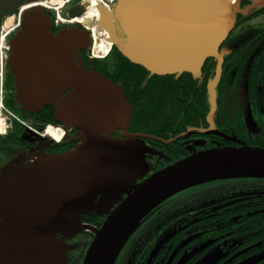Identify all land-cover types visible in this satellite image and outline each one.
Returning <instances> with one entry per match:
<instances>
[{
  "label": "water",
  "instance_id": "95a60500",
  "mask_svg": "<svg viewBox=\"0 0 264 264\" xmlns=\"http://www.w3.org/2000/svg\"><path fill=\"white\" fill-rule=\"evenodd\" d=\"M33 1L0 0V16ZM238 4L118 0L111 41L125 59L152 76L188 73L199 79L206 61L215 59L216 75L208 85L214 115L223 64L220 47L237 17L258 9ZM84 25L92 27L88 17ZM90 42L80 25L54 34L51 19L39 8L25 14L11 41L8 65L21 109L36 114L53 106L55 120L79 131L80 138L68 155L40 154L11 175L6 174L9 167L3 172L0 264H68L62 239L84 231L95 237L83 264H115L143 220L167 199L217 181L264 180V148L258 147L202 151L146 178L145 140L157 139L128 134L133 108L121 88L78 68L76 52ZM119 129L123 138L114 137ZM90 214L106 217L100 228L82 223V216ZM215 263L211 259L204 264Z\"/></svg>",
  "mask_w": 264,
  "mask_h": 264
},
{
  "label": "flooded vegetation",
  "instance_id": "af4514ba",
  "mask_svg": "<svg viewBox=\"0 0 264 264\" xmlns=\"http://www.w3.org/2000/svg\"><path fill=\"white\" fill-rule=\"evenodd\" d=\"M234 1L237 2V0ZM239 3L244 8L251 4V0H240ZM33 6V4H25L22 10L27 13ZM107 10V13L96 10L94 14L87 17L94 20L97 18V23L104 25L103 28L109 33L110 23L106 19L111 8ZM1 19L0 16V172L9 167L6 174L11 175L18 168L33 162L38 154L68 155L77 145V131L56 122L53 107H48L46 114L42 111L31 115L21 110L16 98L15 78L6 61ZM239 19L244 20L243 16H239L238 21ZM252 21L254 20L245 23L247 25L244 28H249L240 33L235 41L239 46L240 43L243 44L239 48L242 50L228 57L243 60L237 69V74H233L234 82L231 83V88H235L238 92L234 97L235 101L227 100V95L225 98L219 96V101H215L213 115L212 103L209 99L205 103V112L204 108L202 112L201 104L191 100L193 117L190 123L193 125L175 134V131L186 121L182 122L177 116H173L169 123L171 126L168 128L173 130L168 131V137L164 139L160 138V126L157 128L146 126V131L152 132L147 133L134 131L130 122L127 128L128 134L149 136L164 142L146 140V160L150 166L151 175L188 156L210 149L264 148V85L260 77L264 75V49L256 50V47H253L249 51H244L245 47L251 48L255 44V41L251 42L255 36L246 40L247 36L255 30L251 24ZM69 23L77 24L72 20ZM55 29L54 27V32L59 30ZM92 31L96 36V29ZM259 41H264V36H261ZM102 42L106 46L109 44V42L106 44V39ZM84 61V52H77L76 64L79 69L83 68L82 66L85 67ZM228 62L229 60L223 62V66H228ZM148 77L152 78L151 75ZM108 78L111 80L113 73ZM119 85L121 86L122 83ZM246 96L249 99H245ZM181 101L185 100H178L179 103ZM128 102L135 110L137 104L129 100ZM230 104H233L232 108ZM167 108L174 109V103L169 102ZM202 115H204L203 118ZM21 121L28 126L26 127ZM48 126L54 130L65 131V138L60 143L51 140L44 132ZM62 130H58L61 135H63ZM115 133L114 137L122 138L125 132L119 129ZM168 155L176 160H169L167 164H164V156ZM177 157L180 158L177 159ZM258 183L264 185V180H258ZM236 185L238 187L224 181H217L190 188L171 197L152 213L132 236L121 252L117 264H128L133 257H136L135 264H197L209 255H213L215 264H245L247 262L264 264V258H261L264 257V228L258 232L247 230L245 233L242 228L236 229L228 225L226 231H221L216 223V220L220 218L237 220L243 215L239 209L247 203L255 202L250 197L242 198V195L252 193L256 187H248L246 184L247 186L236 189L240 187L239 184ZM258 204L264 205V199L260 201L259 197ZM64 241L66 245L67 240Z\"/></svg>",
  "mask_w": 264,
  "mask_h": 264
},
{
  "label": "trees",
  "instance_id": "16d2710c",
  "mask_svg": "<svg viewBox=\"0 0 264 264\" xmlns=\"http://www.w3.org/2000/svg\"><path fill=\"white\" fill-rule=\"evenodd\" d=\"M239 16L242 17V15ZM109 58L110 63L112 62V67L100 68L97 65L96 69L105 75H107L110 69H112L113 78H111V82L115 85L122 83L123 86L121 85V87L126 99L132 103L135 102L134 104H137L131 119V126L134 131H146V126L152 128H157L160 126V138L164 139L168 137L167 132L173 130H168V128L171 126L169 123L173 116H177L182 122L186 121V123H183V125L177 131H175V134L183 131L185 127L193 125L190 123L192 120L191 118L193 117V106L190 103L191 100H193L195 103L201 104L202 112L203 108L205 112L208 86L206 88V84L202 82V80L194 79V76L188 73H183L177 77L154 76L149 78V74L144 68L131 64L120 54V52L117 51L116 48L113 49V53ZM85 61L86 67H88V61L86 59ZM93 62L94 61H92V63ZM207 63H209V60L205 63L201 73H205ZM144 80H147V82H144ZM130 93L132 95L131 97ZM179 99L185 101H181L179 103ZM169 102L174 103V109L167 108ZM47 110L48 108H45L43 113L46 114ZM202 112H199V114H202ZM203 116L204 115L201 117L203 118ZM146 132L152 133L148 131ZM178 158L180 157H177V159ZM224 182L234 186L239 184L240 187L236 189H241L244 186H247L246 184H248V187H257L258 185H261L258 183V180L252 179L226 180ZM255 204V202L247 203L243 208H240L239 210L243 215L237 220L231 219L229 217L230 219H228V221H231L232 223L229 226H232V228L234 227L236 229L242 228L245 233L247 230H251L252 232L262 231L263 227L259 224L260 221L258 219L260 217L262 218L263 216L258 215L264 212V208H258V205ZM94 219L99 221L102 220L98 219L97 217Z\"/></svg>",
  "mask_w": 264,
  "mask_h": 264
},
{
  "label": "rangeland",
  "instance_id": "374dc122",
  "mask_svg": "<svg viewBox=\"0 0 264 264\" xmlns=\"http://www.w3.org/2000/svg\"><path fill=\"white\" fill-rule=\"evenodd\" d=\"M238 1H240V0H238ZM263 1L264 0H251V4L248 7L253 6V7H256V8L258 7V9L254 10L253 12L249 13L248 15L243 16L244 20H241V21H240V19H239V21L237 20L234 30L230 33V35L228 36V38L225 41V43L221 46V49H220L219 53L222 54V56H223V62L228 61V60H229V62H228V66L227 65L223 66V64H222V77L220 79L219 86L217 87V98H216V101L217 100L219 101V99H218L219 96H220V98H222V96H224V98H225L226 95H227V97H226L227 100L235 101L234 97H236L238 92H237V90H235V88H231V85H232L231 83L234 82L233 74L234 75L237 74V69L240 67L239 65L243 63V60H241L240 58L237 59V58H228V57L231 54L235 53L236 51H241L242 50V49H239V48H240V46H243V44L240 43V46H239L238 42L236 43L235 41H236V39H237V37L239 36L240 33H242L244 30L249 28V27L244 28L247 25L245 23L248 22L249 20H254V21L251 22V24L253 25V27H255L254 28L255 30L253 31V33H251L249 36H247L246 40H249V39H251V38H253L255 36V39L253 41H251L252 43L255 41V44H254V46H251V48H248V46L245 47L244 51H249L253 47H256V50L264 49V41H259V38L261 36H264V5H261V2H263ZM104 2H106L107 4H102V3L98 2V0H91V2L89 1L87 16L90 17V15L94 14V12L96 10H99V11H101L103 13H107V11H108L107 8H110L111 6H110V3H108L109 0H104ZM238 6L240 8H242L240 3L238 4ZM260 7H263V8L261 9ZM72 8H69V6L67 4L66 6L62 7L60 9V11H58V12L60 13V15L64 16V18H65L66 15L73 13V12H71V11H73ZM53 13H56V12L53 11ZM52 15L54 17L56 16L55 14H52ZM75 21L78 22V23H83V20L80 19V18L79 19H75ZM103 45L101 46V48L103 47ZM104 46H106V45H104ZM104 51H105V48H104ZM253 51H254V49H253ZM106 60L107 59L95 60L93 62L95 65L93 63L91 65L92 70L96 71L97 70L96 69L97 65L100 68L112 67V62L110 63V61H109L110 58L107 61ZM216 69H217L216 60L210 59L209 63H207V68L205 70V73H202L200 78H199L200 80H202V82H204L206 84V88L209 85V83L211 81H213V79L215 78ZM112 73H113V70L110 69V71L107 73L106 76H110ZM96 74H98V73H96ZM99 75L102 76L101 74H99ZM102 77H104V76H102ZM260 77L262 78V83L264 85V75H260ZM239 90H240V88L238 89V91ZM208 99H209V96L207 94V100ZM245 99H249L248 96H246ZM263 99H264V89H263ZM229 106L232 108L233 104H230ZM248 144H250V143H248ZM172 157L173 156H170V155L164 156V159H165L164 164H167L169 162V160L170 161L176 160V159H174ZM242 196H243L242 198L250 197L252 200H255L256 205H258V208H261V209L264 208V205L258 204L259 197H260V201H262V199H264V185H261L260 187L257 186L252 191V193H250V194L244 193ZM258 216H263L262 218L260 217L258 220L260 221L259 224L264 228V212L262 214L260 213ZM94 218L95 217H92L91 220H87V221L85 220L84 223L91 224L92 226H97L100 221L96 220ZM163 221H165V220H163ZM216 223L221 228V231H226L225 230L226 227L228 225L232 224L231 221H228L227 219H222V218L217 219ZM88 235L89 234L86 232L84 238H83V236H81V237L75 239L76 241H71L72 243L81 242V245L77 244L75 249H71V251L72 250L76 251V252L73 253L74 258L71 259L72 261H74L75 264L76 263H81V261H82V259L84 257L85 249H83V248L80 249V248L83 245L87 246L88 243L90 242L91 238L88 237ZM68 247H69V245H68ZM80 256L82 257V259H81ZM212 256L213 255H211V256L209 255V256H206V257L202 258V260L198 264H204L207 261H210L211 259L214 258ZM212 261H214V260H212Z\"/></svg>",
  "mask_w": 264,
  "mask_h": 264
},
{
  "label": "bare ground",
  "instance_id": "6f19581e",
  "mask_svg": "<svg viewBox=\"0 0 264 264\" xmlns=\"http://www.w3.org/2000/svg\"><path fill=\"white\" fill-rule=\"evenodd\" d=\"M115 1H117V0H115ZM234 0H231V2H233ZM25 4H33L34 6H36V5H38L35 1H33V2H27V3H25ZM25 4H23V5H25ZM33 6V7H34ZM27 7V6H26ZM33 7L31 8V9H29L28 11H27V13L28 12H30V11H32L33 10ZM113 8H111V10H110V12H109V14H108V18L106 19L107 21H108V23H110V30H109V35H110V33H112V32H114V30L116 29L115 28V22L113 21ZM74 23H77V24H81V23H78V22H76L75 20H72ZM105 22V21H104ZM103 23V22H102ZM113 41H111V43H112ZM108 49V45L106 46V48H105V51ZM49 133L54 137V138H56V140H61L62 139V136H61V133H60V131H57V132H54L53 130H50L49 131Z\"/></svg>",
  "mask_w": 264,
  "mask_h": 264
},
{
  "label": "built area",
  "instance_id": "2783aa9c",
  "mask_svg": "<svg viewBox=\"0 0 264 264\" xmlns=\"http://www.w3.org/2000/svg\"><path fill=\"white\" fill-rule=\"evenodd\" d=\"M68 1L69 0H56V2H53L52 0H47V1H41L39 4L42 5V6H44L47 9H51V10L53 9V10H55V11L58 12V10L62 6V4L66 3ZM112 2H113V0H109V3H112ZM60 3H61V5H60ZM20 16H21V14L19 15V17ZM59 19L60 18H58V20ZM56 22H58V21L56 20ZM93 56L94 57H98V55L97 54H94V53H93Z\"/></svg>",
  "mask_w": 264,
  "mask_h": 264
}]
</instances>
